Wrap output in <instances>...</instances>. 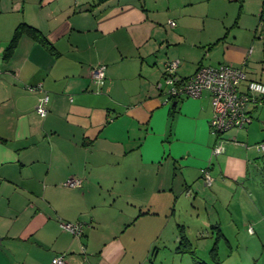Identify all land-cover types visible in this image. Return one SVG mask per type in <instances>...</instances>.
Returning a JSON list of instances; mask_svg holds the SVG:
<instances>
[{"label": "crops", "instance_id": "crops-1", "mask_svg": "<svg viewBox=\"0 0 264 264\" xmlns=\"http://www.w3.org/2000/svg\"><path fill=\"white\" fill-rule=\"evenodd\" d=\"M21 23L43 37L7 54ZM172 61L183 78L230 64L264 81V0H0V264H215V237L264 239V102L216 155L211 95L171 96Z\"/></svg>", "mask_w": 264, "mask_h": 264}, {"label": "built area", "instance_id": "built-area-1", "mask_svg": "<svg viewBox=\"0 0 264 264\" xmlns=\"http://www.w3.org/2000/svg\"><path fill=\"white\" fill-rule=\"evenodd\" d=\"M170 23L175 26V20ZM178 61L168 64L165 74V83L168 93L173 97L187 95L201 98L204 92H209L213 104V116L211 126L219 139L214 148V154L225 152V146L221 143L225 134L232 129L247 128L253 121V111L264 102V81L250 80L243 67L230 64L220 66H200L197 72L183 78L178 74ZM107 71L106 64L95 66L92 70V78L98 82L102 80ZM163 87L162 85H160ZM32 90L43 89L42 85L30 87ZM50 95L45 93L37 106L42 116L49 113ZM259 151L264 152V143L257 144ZM204 184L208 187L214 183V177L209 168L203 169ZM67 186L77 187L83 184L80 178H72L66 181ZM63 227L75 235H82L87 225L86 222H66ZM251 231H253L251 229ZM53 264H67L66 256L60 254L53 260Z\"/></svg>", "mask_w": 264, "mask_h": 264}, {"label": "rangeland", "instance_id": "rangeland-1", "mask_svg": "<svg viewBox=\"0 0 264 264\" xmlns=\"http://www.w3.org/2000/svg\"><path fill=\"white\" fill-rule=\"evenodd\" d=\"M208 190L210 191V188H208ZM207 197L210 198L209 195ZM189 207H191V205ZM189 207L187 205H183L182 208H179V215H177L178 218L180 217L179 223H184V224L187 223L185 219L189 218V216L193 213V210H191ZM191 221H189V223ZM215 241L220 243L219 244L220 250L218 251V254L220 255V257L224 258L223 260L225 261V264H231L234 261V259L236 261L239 260L244 261V263H246L248 259H251L249 261L255 260L256 264H264V239L261 240L254 238L252 240L248 237L247 234L242 233L236 236L233 235L232 238L230 239L228 238L217 239V237H215L212 241V244H214ZM166 252L167 251H164V253ZM196 257H198L197 259L199 260L205 259L204 257H202V255H196ZM211 259L213 260V262H215V264H218L214 256H212V258H210L209 260ZM183 260H184V264H188V263L190 264V262L191 264H195V261L192 259L191 255L183 257L180 254V256H178V264H182L180 262H183Z\"/></svg>", "mask_w": 264, "mask_h": 264}, {"label": "trees", "instance_id": "trees-1", "mask_svg": "<svg viewBox=\"0 0 264 264\" xmlns=\"http://www.w3.org/2000/svg\"><path fill=\"white\" fill-rule=\"evenodd\" d=\"M23 34H29L32 37L35 38H42V33L34 26L28 24V23H21L18 28H17V32H16V36L14 37V40L12 42V44L9 46L8 50H7V54H10L11 51L15 48L19 38L23 35ZM197 72V71H196ZM195 72V73H196ZM194 73V74H195ZM193 74V75H194ZM192 75V76H193ZM191 77V76H190ZM189 78V77H186ZM191 244L190 239L188 238V236L183 232L182 236H181V243H180V248L183 249L184 251H186V249L189 248V245ZM216 254H214L215 259L218 258V252L217 249L215 250ZM217 257V258H216ZM198 257L195 258V264H207L204 260H199L197 259ZM219 259V258H218ZM256 264V263H254Z\"/></svg>", "mask_w": 264, "mask_h": 264}]
</instances>
